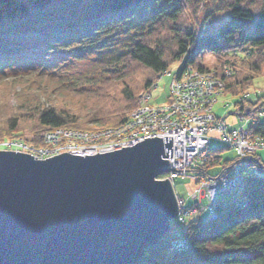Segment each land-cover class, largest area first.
<instances>
[{
    "label": "trees",
    "instance_id": "obj_1",
    "mask_svg": "<svg viewBox=\"0 0 264 264\" xmlns=\"http://www.w3.org/2000/svg\"><path fill=\"white\" fill-rule=\"evenodd\" d=\"M209 1L13 0L0 4V140L21 136L44 145L45 132L58 126L118 125L138 104L141 90L150 88L184 56L182 68L194 62V67L214 69L225 79L224 92L238 96L232 112L249 115L262 108L263 91L251 98L249 89L256 78H264V0ZM210 5L229 15L215 31L208 30ZM113 27L128 34V41L124 51L101 59L103 71L96 76H69L53 69L64 54L51 60L44 56L50 43L65 46L87 38L91 44L96 40L106 46L108 39L101 37ZM199 48L214 55L213 68L196 62ZM249 127L264 136V117ZM225 147L229 146L208 145V161L194 167L199 174L217 175L228 168L236 156L216 153ZM260 151L249 160L264 162ZM244 174L248 206L227 209L218 203L217 218L200 223L188 220L187 248L168 253L172 239L179 235L170 231L129 264H264V175L250 168ZM234 212L236 218L219 223Z\"/></svg>",
    "mask_w": 264,
    "mask_h": 264
},
{
    "label": "water",
    "instance_id": "obj_2",
    "mask_svg": "<svg viewBox=\"0 0 264 264\" xmlns=\"http://www.w3.org/2000/svg\"><path fill=\"white\" fill-rule=\"evenodd\" d=\"M172 154V135L46 158L0 149V264L136 262L178 215L174 186L159 177Z\"/></svg>",
    "mask_w": 264,
    "mask_h": 264
},
{
    "label": "built area",
    "instance_id": "obj_3",
    "mask_svg": "<svg viewBox=\"0 0 264 264\" xmlns=\"http://www.w3.org/2000/svg\"><path fill=\"white\" fill-rule=\"evenodd\" d=\"M226 74L229 75L230 71L226 70ZM225 85V79L214 69L179 66L172 72L171 97L168 102L150 103L151 89L155 85L144 89L139 94L138 104L127 119L118 125L101 129L58 126L45 132L44 145H36L21 136L0 140V145L4 149L46 158L71 150L87 154L104 149H118L145 137L159 136L165 141V135H172L173 154L167 155L169 169L161 178H168L175 189L176 177L188 176L195 168L202 167L208 161L211 132L216 131L214 137L233 147L236 159L220 174H193L197 182V187L192 192V198L197 201L193 211L201 214L195 218L200 223L217 218L218 203L227 209L249 205L244 181L245 170L250 168L264 175V162L259 159L249 160L255 152L264 149V136L254 133L249 127L250 123H256L264 117V106L249 115L238 112L240 119L247 124L232 127L226 117L217 116L214 111V104L218 95L224 92ZM176 196L179 212L170 227H174L172 235H179L172 239L168 253L181 251L190 244V231L186 229L190 209L179 193L176 192Z\"/></svg>",
    "mask_w": 264,
    "mask_h": 264
},
{
    "label": "rangeland",
    "instance_id": "obj_4",
    "mask_svg": "<svg viewBox=\"0 0 264 264\" xmlns=\"http://www.w3.org/2000/svg\"><path fill=\"white\" fill-rule=\"evenodd\" d=\"M212 3H214V1L210 0L209 4ZM210 7H212L214 10L212 9L213 12H211V16L209 17V20H211L208 25V30L215 31L219 29L227 19H229V15L226 12L215 11V7L213 5H210ZM201 8H203V5ZM101 38H107L108 45H100L102 43L97 44L95 43L96 40L93 41L94 44H91L86 40L87 38L83 40L70 41L65 46L60 45L59 43H50L44 49V56L51 60L56 59L57 55L59 54H64L66 56L65 59L59 60L58 67L53 69L63 72L69 76H77L83 74H93L92 76H96L103 71V68L100 66V64L104 62H102L101 59L104 60V58L109 57L112 53L117 54L124 51V43L128 41V34L122 32L121 28L116 29V27H113L110 33H104ZM197 52L198 54L195 55L196 62H203L206 66L212 68L216 65V58L207 48H199ZM195 53L196 51H193V54ZM186 58L187 56H184L182 60L175 61L168 69V72H165L157 79V85L151 89L152 98L149 101L150 103L162 104L170 100L172 72H174L181 64H183L186 61ZM190 64L194 66L196 63L193 62ZM18 69L22 68L19 67ZM142 91H144V89L141 90V92ZM261 91H263L264 93V78L258 77L255 79L254 85L250 87L249 95L251 98H255L257 96V92ZM236 98H238V96H235L230 92H222L218 95L217 101L214 104L215 114L217 116L226 117L227 121L232 127L247 124L245 120L240 119L237 114L238 112H232L236 111V106L234 104ZM215 134L216 131L211 132L212 136L209 146L213 147L224 145L221 140L214 137ZM5 139L7 140L8 138ZM0 149H4V146L0 145ZM217 152H220L223 157L236 156V151L233 147H225L221 150L216 149V153ZM260 152L263 153L264 156V149H261ZM196 173L199 172L198 170L194 169L192 171V174L188 176H178L175 178L176 192L186 200V205L190 209L188 220L201 216L198 211H193V208L197 203V201H193L192 198V192L197 187V182L195 180L196 178L193 177V174ZM237 215L238 213L234 212L228 216H225L221 221H219V223H225L229 219H231V216H234V218H236ZM186 229L188 230L189 228Z\"/></svg>",
    "mask_w": 264,
    "mask_h": 264
},
{
    "label": "snow or ice",
    "instance_id": "obj_5",
    "mask_svg": "<svg viewBox=\"0 0 264 264\" xmlns=\"http://www.w3.org/2000/svg\"><path fill=\"white\" fill-rule=\"evenodd\" d=\"M0 71H2V69H0ZM141 149H145V151L150 150L148 145L145 144H141ZM135 150V149H134Z\"/></svg>",
    "mask_w": 264,
    "mask_h": 264
},
{
    "label": "bare ground",
    "instance_id": "obj_6",
    "mask_svg": "<svg viewBox=\"0 0 264 264\" xmlns=\"http://www.w3.org/2000/svg\"><path fill=\"white\" fill-rule=\"evenodd\" d=\"M174 229V227H170L169 230L167 231V234L168 232L172 231Z\"/></svg>",
    "mask_w": 264,
    "mask_h": 264
}]
</instances>
